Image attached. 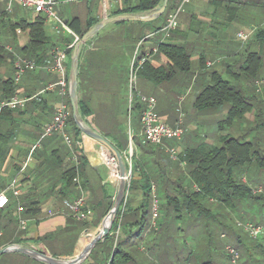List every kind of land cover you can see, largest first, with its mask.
Segmentation results:
<instances>
[{
    "label": "crops",
    "instance_id": "obj_1",
    "mask_svg": "<svg viewBox=\"0 0 264 264\" xmlns=\"http://www.w3.org/2000/svg\"><path fill=\"white\" fill-rule=\"evenodd\" d=\"M123 1L124 0H117L115 3L108 4L109 17L116 16L113 13L122 5ZM204 1L207 3V0ZM86 2V8L91 6L92 9H95L94 14H91L89 12L91 9L87 8L89 11H87L83 18L80 17V14H76L67 21L78 18L81 27L89 17L96 16L99 22L95 25L101 23L100 0H90ZM70 3L71 2L64 3L62 5ZM171 11L172 10H170L167 15ZM31 14L32 17L29 20H33L36 17L32 12ZM129 15L142 16L146 14L137 13ZM167 15L161 27L165 25ZM193 17H196L198 22H202V20L193 14L188 21L189 24L186 29L192 30L191 23ZM210 22L211 28H213V25H217V23H213L212 20ZM141 26L142 25L130 23H108L84 44L76 48L77 59H79L81 63V77L80 80L77 81V86L79 87L77 99L78 97H83L87 100L88 104L91 105L94 102L93 97H99L97 99V104L100 107L96 113L105 114L104 118L105 120L107 119L106 122H108V124L110 113L124 111L127 107L126 105H128L127 95L129 79L133 66L130 62L132 55L129 53L133 51L134 45L127 54V49H124V41L121 39H114V33L119 32V30L123 28L129 30H134V28H136L138 34L134 43L137 44L139 40L142 39L140 38L143 30ZM183 30V26L179 23L177 29L171 33V37L165 40H163V35L158 37L162 34L161 32L155 33L150 42L141 44L140 47H138L139 51L137 52L136 59L141 57L145 61L147 60L153 68L171 65L165 55L154 51L160 42H169L173 45L186 46L187 51L192 53L193 46L191 44L188 45V40ZM201 30L197 32H202ZM45 32L51 39L53 48H65L63 42L69 38V35L66 33L63 34L62 31L57 32L54 24L50 21H45ZM102 32H104V38L101 39L99 36ZM57 34H59V36ZM12 39L13 45L8 46L13 50H15V48L21 49L29 42V32L15 29ZM210 41L212 42V44H210V52L208 53V51L203 49L199 50L196 56L190 58V69L209 68L218 72L223 78L226 77L225 79H233L235 75L232 76V73L236 75L240 73L238 70L239 64L235 63V60H237L235 53H237V51L226 50L225 52L222 51L220 54L214 45L215 43H213L216 42V40L211 38ZM245 47L246 45L241 50L245 49ZM45 53L48 57L46 56L47 59L44 63L52 59L50 50ZM224 53L228 55L226 56L227 59L219 57L220 55H224ZM191 59L196 62L193 64ZM142 62V60H138L137 67H140ZM43 65L44 64L40 66ZM65 66L69 77L72 78V53L67 57ZM24 74L16 83L18 89L17 94H15L20 98L27 99L24 107L20 109L18 113H14L0 120L1 134L7 135L12 133V135L7 136L6 151L2 150L1 153L5 155V162L0 166V193H5L7 202L0 208H4L7 204L8 206L0 212V249L14 245L16 247L36 251L54 259H74L89 243L87 239L90 237L88 238L87 236L92 234L88 233L99 231V228L102 226L103 220L110 210L108 205L114 200L115 187H118V182L113 177L114 174L111 165L108 164L110 153L81 131L76 140L72 139L73 150L78 157V164L79 156L85 158L86 164L81 165L80 175L75 176L79 181V185L75 182V177L72 179L70 185L67 184L64 173L72 167L78 166L72 161L71 150L58 135H52L40 140L44 126L52 120L54 109L58 101L56 90H44L48 85L57 81V75L44 67H40L34 72ZM14 75L15 72L10 64L5 63L0 66V78L5 80L11 77L14 79ZM142 79V81L146 83H151L144 78ZM209 79L212 80V76ZM207 80L208 79H206V81ZM142 88L149 89L147 85H144ZM256 93L264 101V93L260 88H256ZM174 94L172 96H175ZM139 95L142 96L143 94ZM176 97L179 96L176 94L175 98ZM187 101L188 99L186 97V102ZM194 101L195 100H189L186 104L188 112L195 111L196 107ZM259 105H262L261 110L256 107L257 110L253 108L251 112L245 115V120L247 122L251 124L254 123L256 111L262 112L264 119V103H260ZM93 111L95 110H92V116L83 119L80 118L83 126L87 129L90 128L96 131L115 146V135L95 122V120L99 121L98 118L100 116L94 115ZM198 112L205 113L206 111L196 109L195 114L197 115ZM156 116L169 127H174L179 120L177 117L175 118L173 114L168 115V113H158ZM192 127L193 124H191V121H187L186 129ZM67 134L73 138L71 131L69 133L67 132ZM135 138L138 140L137 144ZM2 139H4V137H2ZM180 139L174 141L179 142ZM246 140H250V138L247 137ZM141 141H143L141 129L140 125L137 123V125L134 126V131L131 129L130 134L128 133L127 142L125 141L124 143L123 160L128 154L130 147L135 146L134 150L139 151V144L142 145ZM218 141L219 139H209L207 144L216 145ZM38 142L39 144L36 145ZM150 145L153 144L150 143ZM169 147L176 149L178 154L184 150L178 145ZM188 148H193V142H191V136L189 134L186 135V149ZM13 181L16 182L19 190L17 200L8 190L9 185ZM153 186L154 185H152V187ZM81 191L84 194L86 205L90 209V217L85 224L71 218L64 205L65 201H72L77 198ZM134 191L136 198L132 202V205L135 207L141 202L142 196H140V194L142 193L138 186ZM18 203H21L25 210L29 207L32 209L29 212L26 211L21 214V217L26 220V227L24 230L18 228L16 213ZM83 237L84 245L80 247V241ZM88 256L83 264L94 261L90 260ZM0 264L46 263L23 253L10 252L0 255Z\"/></svg>",
    "mask_w": 264,
    "mask_h": 264
},
{
    "label": "rangeland",
    "instance_id": "obj_2",
    "mask_svg": "<svg viewBox=\"0 0 264 264\" xmlns=\"http://www.w3.org/2000/svg\"><path fill=\"white\" fill-rule=\"evenodd\" d=\"M85 4L87 2L82 0L81 2L61 5L55 10V15L65 21L76 14H80V17L83 18L89 11L87 8H90L89 12L94 14L95 9H92L91 6L86 8ZM3 8L5 9L4 4L0 3V13L4 10ZM212 11V7L204 0H189L187 4L183 5L182 12L177 17L178 24L180 23L184 28L183 32L187 37L188 45L191 44L193 46L192 53H190L191 57L196 56L198 51L202 49L209 53L210 44H212L211 38L216 40L213 43H215L214 45L220 54L226 50L242 51L241 49L246 43L237 42L236 33L247 29L255 31L257 28L264 27V9L255 5L247 4L239 8L237 17L224 25L218 24L220 22V19H218L217 25H213V28L210 25V21L213 20ZM5 14L6 18L11 22L20 19L29 20L32 17L30 11L24 9L16 2L12 3L10 11ZM193 14L202 20V27H199L198 24L195 25L196 30L199 31L202 28V32L186 29L189 24L188 21ZM164 18L165 15H162L154 20L152 24L142 25L143 30L140 35L142 39L137 44L134 43L138 34L136 28L134 30L123 28L119 32L114 33V39L124 41V49H127V54L134 45L133 51L129 53L132 55L131 64L137 62L135 59L139 51V44L150 42L156 29L162 26ZM103 33L100 34L99 38H104ZM57 35L59 36V34ZM161 35L163 34L158 37ZM144 39L147 40L144 41ZM225 54L219 57L227 59L226 56L228 55ZM192 61L193 64L196 62ZM134 66L132 67L133 73H135L133 82V88L135 89L134 101H139V96H141L139 94L151 96L155 100V114L168 113V115L173 114L175 118H181V127L184 129V134L179 142L164 140L160 146L140 145L139 151H135V146H132L131 156L135 155L133 162L131 157H129V151L124 158L123 161L128 173L126 193L122 201L128 199V205L126 208H121L125 210V216L122 220L120 231L116 233V237H119L120 249L126 253V256L123 257V261L122 258H116L112 264H264V172H258L255 168L253 170L250 166L246 169V174H241L242 181L246 182L248 180V185L253 192L260 187L261 192H257V194L262 193L263 199L258 203L237 201L233 203L234 205H228L221 201H212V199L206 198L200 201L201 209L196 210L195 208H190V205L186 202V194L193 190L192 180L189 176L191 168L179 161L177 157L176 160L172 159L168 151L171 149L169 146L174 147L176 145L185 150L186 135L188 134L191 136V142H193V148H195L207 144L209 139L218 140L220 136L228 134L237 136L244 131L245 137H249L257 145H262L264 153V119L261 122H256V124H251L246 120H241L237 124H228L223 122L228 111L227 106L224 105L200 110L206 112H198L197 115L195 114L196 109L193 112H188L186 108L188 101L195 100L200 92L211 83L212 80L209 78L211 77L212 69H190L181 73L176 72L172 79L155 85L146 83L142 81L141 77L136 76V71L139 67ZM206 79L208 80L206 81ZM70 81L72 82V78H70ZM144 85H147L149 89L142 88ZM173 94L175 96L177 94L179 97L175 98V96H172ZM186 97L188 99L187 102ZM98 98L96 96L93 97L94 102L90 105V108L95 110L93 111L94 115L100 116L98 118L99 121L95 120V122L104 129L116 133L115 136L120 142V147L125 146L124 143L125 141L127 142L128 133L130 134L131 129L134 131V126L138 123L136 112L133 113L130 120L131 112L129 113L128 111L129 102L132 99L130 89L128 88L126 111L119 113L118 124H116V121L115 124H108L106 122L107 119L105 120L104 118L105 114L96 113L100 107L97 104ZM187 121H191V124H193L192 128L186 129ZM137 141L135 138L136 144ZM132 165L135 169L138 167L142 175H149L151 187L149 195L145 198L146 202L144 201L146 209L143 214L144 220L141 219L142 213L140 211L136 221H133L134 223L137 222L134 226L131 222L133 218L131 215L132 209L137 207L132 205L136 198L134 185L131 191L128 192L127 190L130 183ZM141 185L143 184L138 187L140 188ZM151 185L154 186L152 187ZM115 188L116 195L117 186ZM165 194H168L173 199L167 201ZM154 208L157 214L155 218L153 217ZM247 222L258 225L262 229L257 238H252L244 231V225ZM101 228L102 226L99 231ZM99 231L89 232L88 234L92 235L87 236L88 238L90 237L88 240L96 236ZM130 231H132V237H128L131 235ZM125 237H128V239L123 240ZM104 238L97 242V248L94 250L93 260L95 264H108L111 258V256L110 258L104 256L105 258L102 261L103 256H101V253L103 251L112 252L115 245V237L112 240H106L107 242ZM227 247H232L238 254V259L235 262H232L227 252ZM84 261L80 264H83Z\"/></svg>",
    "mask_w": 264,
    "mask_h": 264
},
{
    "label": "trees",
    "instance_id": "obj_3",
    "mask_svg": "<svg viewBox=\"0 0 264 264\" xmlns=\"http://www.w3.org/2000/svg\"><path fill=\"white\" fill-rule=\"evenodd\" d=\"M181 1L182 0H168L166 9L162 15L166 16L170 10L173 11L178 7ZM161 3L158 0H124L122 5H120L113 14L116 16L137 13L147 14L159 7ZM207 3L212 7L213 10V23H218L217 20L220 19V22L218 23L220 25H224L226 22L234 20V18H236L238 15L237 10L242 8L244 5L251 4L264 9V0H207ZM5 15L6 14L4 12L0 14V66L8 63L13 67V71L15 72L14 56L5 48V46L13 45L12 38L14 37L15 29L28 31L29 42L21 49L15 48V50H13L11 48L12 52L21 56L22 58L32 60L38 65L44 64L48 57L45 52H48V50L51 52L53 48L51 39L45 32V18L42 16H36L33 20L20 19L11 22L6 18ZM64 22L76 35L79 36V38H81L87 31H89V29L99 22V19L96 16L89 17L81 27L78 18H73L70 21L65 20ZM152 22L154 21H120L117 23L148 25L152 24ZM197 24L199 27H202L203 25L201 22L197 21L196 17H193L191 28L196 32L197 30L195 25ZM161 29L162 27L156 29L155 33H159ZM174 31L175 30L171 31V33ZM171 33L169 38L171 37ZM71 41L72 37L69 36V38L63 42V45L66 47L71 43ZM141 44L142 43L139 44V47ZM156 50L157 52L165 55L170 61L171 65L153 68L147 60L145 61L143 58L139 57L136 59V61L142 60L143 62L141 66L137 68L136 76L142 77L155 85H159L172 79L176 72L181 73L190 70L191 55L184 46L173 45L169 42H160L158 43ZM235 54L238 55L236 56L237 60H235V63L239 64L238 70L240 73H238V75L232 73V76L235 75L233 79H225L218 72L212 70L211 83L200 92L194 101L195 107L198 110L210 109L220 105L227 106L228 111L223 122L228 124H237V122L239 123L241 120L244 121L245 115L247 113L251 112L253 108L257 110L256 107L261 110L262 105L259 104L264 103L262 98L256 93L255 88L256 83L261 81V91L264 93V27L257 28L249 41L246 42L245 49L239 52L237 51ZM77 61L78 81L81 77V63L79 59H77ZM133 66L136 67L137 62H134ZM17 89L18 85L15 83L13 78L8 77L5 80L0 78V102L12 98L15 94H17ZM134 90L135 89L131 91L132 99L129 102L128 111L129 113L131 112L130 120L133 116V113L136 112L137 122L140 125V118L144 109V104L140 101V98L139 101H134ZM78 91L79 87L77 86V93ZM66 103L68 105V117L65 131L66 133L71 131L73 138H71L69 135L68 136L71 138V140H76L79 137L81 130L74 121L69 95L66 96ZM77 108L78 115L82 119L92 116L93 114L90 105L83 97H78ZM19 111L20 109L5 108L0 112V120L7 118V116L13 115L14 113H18ZM125 111L126 109L124 112ZM113 113L114 112L110 113V119H108L109 124L111 125L113 123L115 124V121L116 124H118V116L120 112L114 113V115ZM262 120V112L256 111L253 124H256L258 121L261 122ZM243 132H240V136H231V134L220 136L216 145L204 144L195 148L185 149L180 154H178V160L185 163L187 166H190L191 168L189 176L192 180L193 190L186 194V202L188 205H190V208H195L196 210L201 209L200 201L206 198L210 200L212 199V201H221L222 203L228 205H234L233 203L237 201H250L253 203H258L263 199L262 193L257 194L252 191L248 185V180L244 182L241 179V174H246V169L250 166L253 170L255 168L258 172H264V153L262 145H257V143L253 142V140L247 141V136L245 137L246 134ZM113 134L116 135V133ZM10 135H12V133L6 135L1 134L0 132V166L5 162V155L1 153L2 150L6 151L5 146L8 141L7 136ZM2 137H4V139H2ZM114 139L116 140L114 147L120 152L122 156L125 146L120 147V142L116 136ZM142 140V145L150 144L149 142L145 141L143 137ZM140 145L141 144H139V146ZM134 157L135 155L131 156L132 162ZM85 161L86 160L83 156H79L80 165L78 164L77 167H72L64 173V177L68 185L72 183V179L76 175H80L81 165L86 164ZM140 184H143L140 186L142 200L137 207L132 209L131 215L133 218L131 219V222L133 226L137 223H134L133 221H136L140 211L142 213L141 219L144 220L143 214L146 212L144 206L146 202L145 198L149 195L151 187L149 175H142V172L138 169V167L135 169V167L132 165L130 183L127 188L128 192L131 191L133 185L134 189H136ZM165 198L167 201L173 199L168 194H165ZM112 204L113 201L109 203V208H111ZM127 205L128 199L121 201V204L116 212L115 219L111 225L109 234L104 238L106 241L112 240L115 237V245L113 246L112 252L103 251L101 253V256H103L102 261L105 258L104 256L107 258H110L111 256L108 264H112L116 258H122L123 261V257L126 256V253L120 249L118 240L119 237H116V233L120 231L119 229L121 228L122 220L125 216V210H122L121 208H126ZM7 206L8 204L5 207ZM4 208H0V212H2V209ZM30 210H32L30 207L26 210L24 208V212H29ZM87 221H84L83 224H85ZM130 234L131 235L128 237H132V231H130ZM128 237L123 238V240L128 239ZM97 245L98 243H96L94 248L91 250L92 252L89 255L90 260L94 259L93 253L95 252L94 250L97 248ZM88 264H95V261Z\"/></svg>",
    "mask_w": 264,
    "mask_h": 264
},
{
    "label": "built area",
    "instance_id": "obj_4",
    "mask_svg": "<svg viewBox=\"0 0 264 264\" xmlns=\"http://www.w3.org/2000/svg\"><path fill=\"white\" fill-rule=\"evenodd\" d=\"M82 0H0V3H3L5 9L0 13H6L10 11L11 5L13 2L20 4L24 9L32 12L36 16H42L45 18V21L52 22L54 24L55 30L57 32L62 31L67 35L72 37L71 43L66 46L64 49H59L54 47L51 50V61H46L43 66L36 64L32 60H28L22 58L21 56L12 52L11 48L5 46V48L11 52L14 56V67H15V75L14 81L17 83L21 76L26 72H33L40 67H44L45 69L55 73L57 75V81L53 84L47 86L44 91H53L56 90L57 93V104L54 109V114L52 120L46 124L43 128L41 139L45 137H49L52 135H58L62 138L65 145L72 152V161L75 165H78V157L74 153L73 150V142L71 138L65 131L66 121L68 117V105L66 103V96L68 95V88L70 85V77L68 75V71L66 69L65 63L67 61V57L74 51L76 44L80 40L79 36L76 35L67 24L55 15V10L64 3L68 2H79ZM90 1V0H86ZM117 0H100L101 3V21L107 19L109 17L108 14V4L115 3ZM160 3L163 0H158ZM189 0H182L181 3L171 11L166 18V23L159 31L163 34V40L169 38L171 31L176 30L178 27L177 17L179 13L182 12V8L184 4H187ZM156 9V8H155ZM152 12V11H151ZM149 12V13H151ZM147 13V15L149 14ZM254 30H245L236 33V40L242 43H246L250 37L253 35ZM154 51H157L156 49ZM135 73L133 70L129 79V89L130 92L134 89ZM261 85H257V84ZM256 88L262 87V82L256 83ZM140 101L144 104V109L140 118L141 125V136L145 141L153 144V145H161L164 140H179L184 130L181 127V119H179L174 127L167 126L163 121H161L155 114V100L152 97L140 96ZM27 99L20 98L17 95H14L12 98L8 100H4L0 102V112L5 109H22L26 103ZM39 142L36 144L38 145ZM79 147V145L77 144ZM104 150V149H103ZM129 157H131L132 147L129 148ZM172 159L176 160L178 158V151L174 148L168 150ZM108 163L111 165L113 170V177H118L117 165L115 159L109 155ZM130 176V175H128ZM75 182L79 185V181L77 177H75ZM127 180V178H126ZM118 182V181H117ZM8 190L12 194V196L17 200L19 196V190L17 188V184L13 181ZM256 193L261 192L260 187L256 188ZM254 191V192H255ZM7 202V197L4 192L0 193V207L3 206ZM65 207L67 208L69 215L76 221L84 222L87 221L90 217V209L86 205L85 197L83 192L81 191L80 195L72 201H65ZM153 217H156V209H153ZM24 212V208L20 203L17 204L16 213L18 218V228L20 230H24L26 227V220L21 217V214ZM244 231L247 232L252 238H257L259 234L262 232V229L251 222H247L244 225ZM1 237V232H0ZM227 252L232 259V262H235L238 259V254L232 247H227Z\"/></svg>",
    "mask_w": 264,
    "mask_h": 264
},
{
    "label": "water",
    "instance_id": "obj_5",
    "mask_svg": "<svg viewBox=\"0 0 264 264\" xmlns=\"http://www.w3.org/2000/svg\"><path fill=\"white\" fill-rule=\"evenodd\" d=\"M168 0H163L161 5L154 9L151 13L148 15H142V16H136V15H118L115 17H108L107 19L103 20L101 23L93 26L89 31H87L78 41V43L75 46L74 51L72 52V82L69 85V99L72 109V114L74 121L76 125L79 127V129L89 138L96 141L99 145H101L106 151L110 153V156H112L117 165V171H118V187L117 192L113 200V204L105 216L103 223H102V233H97L96 236L92 238V241L90 242V245L84 249V251H81L80 254L74 258V259H68V260H60V259H54L47 255L38 253L36 251L22 248V247H16V246H9L4 247L0 249V255L4 253H10V252H17V253H23L26 254L34 259H37L39 261H42L46 264H80L82 261H84L88 254L91 252L94 245L99 241L102 240L106 235L109 234L111 225L114 221V217L116 215V212L121 204L122 199L124 198V194L126 193V178L128 170L126 169V165L123 161V158L120 154V152L114 147L113 144H111L107 139H105L103 136L98 134L96 131L92 129H87L83 126L82 120L80 119L78 115V108H77V68H78V61H77V51L76 48L84 44L87 40H89L94 34H96L102 27H104L108 23L113 22H120V21H139V22H151L156 20L158 17H160L167 6ZM101 237H103L101 239Z\"/></svg>",
    "mask_w": 264,
    "mask_h": 264
},
{
    "label": "bare ground",
    "instance_id": "obj_6",
    "mask_svg": "<svg viewBox=\"0 0 264 264\" xmlns=\"http://www.w3.org/2000/svg\"><path fill=\"white\" fill-rule=\"evenodd\" d=\"M102 153H103V152H102ZM108 164H109V163H108ZM114 179H116V181L119 180V179L117 180V177H116V176L114 177ZM102 227H103V226H102ZM102 229H103V228L100 229L99 233H102ZM87 240H88V239H87ZM91 241H92V239L88 241L89 243L83 248V251H84V249H86V248L90 245V242H91ZM83 245H84V241L81 239V241H80V247H82Z\"/></svg>",
    "mask_w": 264,
    "mask_h": 264
}]
</instances>
